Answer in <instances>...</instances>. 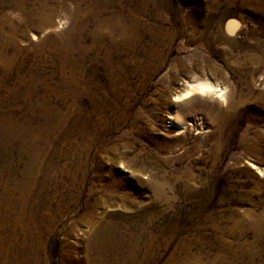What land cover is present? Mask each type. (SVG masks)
<instances>
[{"label":"rangeland","instance_id":"obj_1","mask_svg":"<svg viewBox=\"0 0 264 264\" xmlns=\"http://www.w3.org/2000/svg\"><path fill=\"white\" fill-rule=\"evenodd\" d=\"M4 115L0 169L62 207L13 264L89 263L98 224L126 264H264V0H0Z\"/></svg>","mask_w":264,"mask_h":264},{"label":"bare ground","instance_id":"obj_2","mask_svg":"<svg viewBox=\"0 0 264 264\" xmlns=\"http://www.w3.org/2000/svg\"><path fill=\"white\" fill-rule=\"evenodd\" d=\"M227 25V29H231V24ZM197 88L208 91L215 89L214 86L208 82H199ZM192 90V86H189L184 92V95H188ZM218 91H221V96L224 94L223 89L219 88ZM8 117L10 118L8 119ZM3 119L4 121H1L0 124V146L7 152L8 149L13 150L11 142L15 139L17 130L10 115H4ZM9 154H11V151L8 152V155ZM8 158H6V160ZM9 162L10 160H7L6 164L4 166L2 165L3 168L0 169V264H7L8 256L6 257L5 255H7V251H10V248H12L11 250L15 249V243L20 235H22V240H24L20 251L22 250L21 252H24L27 250V254H29V250L33 251L27 242L30 241L32 237L35 239L38 238L37 242H40L41 237L51 228L54 217L61 212L62 208L52 207L49 204L48 200L52 199L53 193L48 195L47 198L37 199L36 197L38 205H36L35 208H31L29 202L30 188L27 186L28 182L20 183L12 171ZM112 231H114V229L107 224L91 225L89 235L95 240V245L92 248V256L94 255V257L91 258L92 261H90L91 263L89 262L90 264H126L124 260L125 255L122 254L125 246L123 242L124 239H122L121 235ZM104 246L114 250L112 255L114 258L116 256V261L112 262L109 258L106 259L101 255ZM109 253H111V251ZM35 255L36 253L29 256L30 261L27 262L28 264H40L41 260ZM88 261L89 259L86 258L85 255L83 263L89 264ZM8 263L13 264V261H8ZM64 264H74V260L67 256Z\"/></svg>","mask_w":264,"mask_h":264}]
</instances>
